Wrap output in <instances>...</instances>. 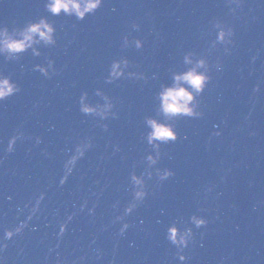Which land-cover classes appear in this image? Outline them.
<instances>
[{
	"label": "water",
	"instance_id": "water-1",
	"mask_svg": "<svg viewBox=\"0 0 264 264\" xmlns=\"http://www.w3.org/2000/svg\"><path fill=\"white\" fill-rule=\"evenodd\" d=\"M0 74L20 88L0 101L3 264H181L164 236L173 223L194 234L195 242L183 250L184 264H264L263 231L231 214L160 158L149 165L144 157L154 154L108 117L80 113L77 93L17 66L0 63ZM14 135V150L7 153ZM83 139L90 147L61 185L64 160ZM156 169L173 175L157 181ZM133 172L144 174L149 195L124 215ZM41 194L39 211L27 220ZM192 215L208 220L207 226L193 227ZM26 220L19 235L3 238L5 230ZM125 222L129 228L120 236Z\"/></svg>",
	"mask_w": 264,
	"mask_h": 264
},
{
	"label": "clouds",
	"instance_id": "clouds-1",
	"mask_svg": "<svg viewBox=\"0 0 264 264\" xmlns=\"http://www.w3.org/2000/svg\"><path fill=\"white\" fill-rule=\"evenodd\" d=\"M104 0H46L45 9L53 16H59L63 13L65 16L74 17L75 20H84L88 15H94L98 9L101 8ZM135 27V25H134ZM56 28L46 18L41 17L38 21L28 23L22 29L19 30L16 36L11 35L7 28H0V55H4L5 59L17 56L20 53L32 49L33 55H39V52L33 45L43 43L44 45H55L56 43ZM226 33L221 30L217 34V39L223 41ZM231 35V31L227 33ZM126 40V38H125ZM137 48L141 47L139 40L135 41ZM186 64H193L188 55L184 57ZM53 66L52 61H48L47 67L42 65H35L34 70L39 71L42 75L48 76L49 69ZM128 62L126 59L113 60L108 66L107 75L104 77L105 83H113L114 81L122 78L125 75L124 69L127 68ZM205 67L203 60H197L192 67L187 71L179 74H173L172 84L169 86H163L157 93V99L159 101V112L167 118H175L179 116L194 117L200 115L196 111L195 98L201 94L206 88L210 76L207 71H201ZM128 76L134 75L128 73ZM186 85V86H185ZM20 91L19 86L10 79V77L0 74V101L8 99L10 96ZM97 95H102L99 90ZM104 104L91 105L87 103V93L82 92L77 101L78 110L85 116H99L101 119H105L111 114L113 117L116 113L111 111L114 108V104L111 99L103 95ZM149 131L146 134V142L152 146L156 151V155L148 154L144 159L149 165H154L159 158V146L160 144H167L169 142H175L177 139V133L171 124L158 121L151 117H146L144 121ZM218 135V133H217ZM17 136H13L7 145L5 151L11 153L14 150V145L17 140ZM37 143L39 140L37 139ZM90 147V142L87 139H83L77 142L71 154L67 156L63 164V175L59 181L62 185L67 179L68 175L73 171L78 160L82 159L85 155L86 149ZM173 173L169 169L155 170V176L157 181L167 180ZM152 172L147 173V179H152ZM131 184V201L124 208V215L130 214L138 203L142 202L148 195L147 185L145 183L144 174L137 176L134 172L129 176ZM43 199L41 194L36 198L35 204L29 211L27 220H31L32 217L39 211L40 201ZM27 207V205H25ZM83 207V206H82ZM71 219V217H68ZM122 219V217H117ZM27 220L21 222L15 229L5 230L4 239H11L14 235H19L22 230L27 227ZM191 225L197 229L206 227L208 220L203 217L192 215L189 217ZM66 228V221L60 223L58 237H62ZM129 228L127 222L122 223L118 235L123 236L124 232ZM165 239L176 250V259L184 264L188 260V257L184 255L183 250L190 247L195 242L192 228H185L183 231L177 227L176 224H170L165 231ZM6 246V245H5ZM131 246V245H130ZM97 251V259L100 258L99 250ZM59 256V254H57ZM3 264V261H0ZM57 264L60 261L57 260ZM75 264V262H73Z\"/></svg>",
	"mask_w": 264,
	"mask_h": 264
}]
</instances>
